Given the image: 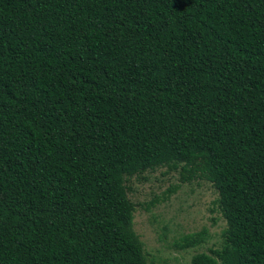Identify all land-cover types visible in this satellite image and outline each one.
<instances>
[{
	"label": "trees",
	"instance_id": "trees-1",
	"mask_svg": "<svg viewBox=\"0 0 264 264\" xmlns=\"http://www.w3.org/2000/svg\"><path fill=\"white\" fill-rule=\"evenodd\" d=\"M159 168L217 193L192 264H264V0H0V264H147Z\"/></svg>",
	"mask_w": 264,
	"mask_h": 264
},
{
	"label": "rangeland",
	"instance_id": "rangeland-1",
	"mask_svg": "<svg viewBox=\"0 0 264 264\" xmlns=\"http://www.w3.org/2000/svg\"><path fill=\"white\" fill-rule=\"evenodd\" d=\"M129 184L128 196L136 206L132 230L143 245L147 264H192L195 255L221 247L226 224L210 183L203 179L183 183L178 171L159 168ZM190 235H201L202 241L182 247L183 238Z\"/></svg>",
	"mask_w": 264,
	"mask_h": 264
}]
</instances>
